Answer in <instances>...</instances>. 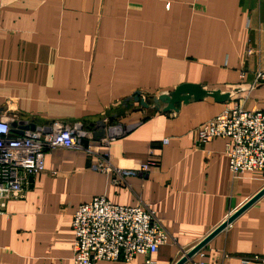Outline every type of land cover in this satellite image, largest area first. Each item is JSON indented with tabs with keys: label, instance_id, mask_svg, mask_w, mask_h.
Segmentation results:
<instances>
[{
	"label": "crops",
	"instance_id": "0c3cea01",
	"mask_svg": "<svg viewBox=\"0 0 264 264\" xmlns=\"http://www.w3.org/2000/svg\"><path fill=\"white\" fill-rule=\"evenodd\" d=\"M262 69L264 0H0V114L22 129L58 121L94 130L105 117L126 129L108 146L91 142L92 152L45 154L25 195L6 200L0 264H74L72 213L94 195L153 210L174 240L150 256L175 264L264 187L260 171L231 176L224 139L197 137L230 102L264 111ZM183 83L232 95L189 99L175 112L124 101L139 92L151 103ZM104 152L121 167L150 156L157 164L114 184L91 165ZM253 253H264V193L184 264H240Z\"/></svg>",
	"mask_w": 264,
	"mask_h": 264
},
{
	"label": "built area",
	"instance_id": "2783aa9c",
	"mask_svg": "<svg viewBox=\"0 0 264 264\" xmlns=\"http://www.w3.org/2000/svg\"><path fill=\"white\" fill-rule=\"evenodd\" d=\"M252 50L249 49L248 53ZM264 82V69L255 73V83ZM102 146L125 134L124 126L105 117ZM21 130V132H18ZM93 129L81 123L54 121L48 126L33 129L12 127L10 120L0 114V216L6 200L25 195L28 177L44 169L45 154L55 147H77L97 150ZM199 142L218 137L225 140L228 169L232 177L245 172L264 173V111L244 109L238 102H230L222 112L197 128ZM152 155V150L150 151ZM156 161L150 158L121 167L109 153L104 152L91 162L94 169L111 174V182L120 184L128 175L141 179L148 176ZM74 232V264H98L100 261H131L136 255L145 256V264H155L151 254L161 245L173 241L155 212L143 206L115 204L104 195H94L79 204L72 213ZM264 264V253L241 257L240 264Z\"/></svg>",
	"mask_w": 264,
	"mask_h": 264
},
{
	"label": "water",
	"instance_id": "95a60500",
	"mask_svg": "<svg viewBox=\"0 0 264 264\" xmlns=\"http://www.w3.org/2000/svg\"><path fill=\"white\" fill-rule=\"evenodd\" d=\"M232 92H222L219 89H205L202 85L193 83H183L175 87L172 91L159 94L152 98L151 103H148L139 92H135L131 97L126 98L124 101L133 100L141 107L152 108L158 111H177L179 105L186 103L189 99L201 100L204 97H212L217 102H225L230 99ZM163 104V106H162ZM15 123H11L13 127ZM34 124L27 125L25 128L33 129ZM105 123L103 120H98L93 131V140L99 141L104 137ZM27 182H32V176L28 177ZM264 193V187L248 199L239 209H237L232 215H230L225 221L218 225L213 231H211L201 241L196 243L189 251L183 254L175 264H184L189 258H191L196 252H198L211 238H213L218 232L226 227L237 215L254 203Z\"/></svg>",
	"mask_w": 264,
	"mask_h": 264
}]
</instances>
